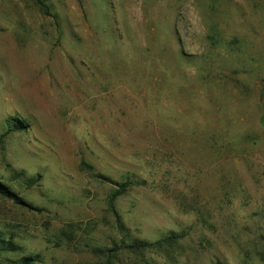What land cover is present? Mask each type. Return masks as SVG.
Here are the masks:
<instances>
[{
  "label": "rangeland",
  "instance_id": "1",
  "mask_svg": "<svg viewBox=\"0 0 264 264\" xmlns=\"http://www.w3.org/2000/svg\"><path fill=\"white\" fill-rule=\"evenodd\" d=\"M0 183L37 264H264V0H0Z\"/></svg>",
  "mask_w": 264,
  "mask_h": 264
},
{
  "label": "trees",
  "instance_id": "2",
  "mask_svg": "<svg viewBox=\"0 0 264 264\" xmlns=\"http://www.w3.org/2000/svg\"><path fill=\"white\" fill-rule=\"evenodd\" d=\"M131 184L132 183L127 182L124 185H122L123 190L119 191L117 195H115L116 198L122 195L123 192L126 190L125 188L130 186ZM0 194H3L10 199L17 200V196L15 195V193L9 190L8 188H6L1 183H0ZM176 238L177 236L174 237L171 236L157 243H150L145 240H136L131 245H127L124 248L133 252H144L145 250L158 246L163 242H167V241H170V243L176 242L177 240ZM15 239H16L15 235L12 234L11 232L7 233L3 230L0 231V264H37L41 262L40 257L37 255L34 256L33 254L32 255L28 254L21 256V254L23 253V248L20 247V245L15 242ZM96 252L102 254V256L104 257L107 256L108 259L105 261L106 262L105 264H114L113 260L116 258L117 252H120V250L114 248L112 250H107L106 252V250L97 249ZM9 255L14 256L15 259H10Z\"/></svg>",
  "mask_w": 264,
  "mask_h": 264
}]
</instances>
